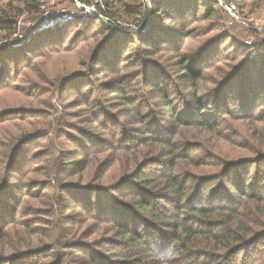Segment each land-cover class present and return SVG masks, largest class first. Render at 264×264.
<instances>
[{"label": "rangeland", "instance_id": "374dc122", "mask_svg": "<svg viewBox=\"0 0 264 264\" xmlns=\"http://www.w3.org/2000/svg\"><path fill=\"white\" fill-rule=\"evenodd\" d=\"M88 1L89 3L79 0H45L40 15L26 11L17 19L19 32L5 41L11 40L17 44L32 42L37 47L36 51L26 53V59L19 64L8 60L4 62L5 67L10 66V74L7 77L8 85L0 88V113L8 111L11 114L3 117V121L0 120V140L5 142L8 134L12 136L17 132L13 123H20L27 118L29 122L26 125L31 121L33 126H27L28 130L25 132H36L39 136L23 146L21 155L27 153V167L34 165L33 157L35 156H38L36 161L41 164L39 168L42 171L52 166L55 161L53 173L51 170L43 171L41 174L32 173L31 182L27 180L29 173L23 178V181L27 182L28 187L31 188V195L34 197L21 194V188L19 191H12L14 197L23 199L25 202L31 198L26 207V212L31 215L25 218L26 221H30L31 230L36 234L52 233L51 229L47 228V223H37V220L47 221L50 218L46 215L47 213H61L58 209L60 205L58 203L57 207L54 198L48 201L47 197L37 199L35 195L42 191L46 193L47 190L43 188L50 180L54 185H58L59 181L53 176L55 171V175L65 172L61 174V179L65 178L67 182L79 183L84 188H89L91 192L95 189L92 192L94 198L99 193L103 204L110 203L102 209L105 210L102 211L104 219L98 218L95 221L88 218L82 206H77L79 200L75 195L66 196L63 212H66L67 216L63 217L60 214L58 216L60 226H68V234H62V237H67H63L62 240L67 238V242L75 245L71 254L82 249L80 255L87 258L90 257L92 249L109 254L108 260L115 259L116 264H121V259L116 258L118 253L124 249H131L129 247L132 243L131 240L128 242L120 240L119 234L113 229L115 223L122 222L123 225L136 226L141 229L146 226L136 225L133 219L134 212L145 214L141 204L136 200L141 196L137 189L141 184L137 181L141 177H151L152 171L157 167L152 165L148 159L144 160L152 149L146 143L151 141L162 143V146L158 148L159 152L166 154L167 148L164 146L170 139V137L167 139L166 130H174L173 127L164 128L169 117L168 110L165 109L167 115L163 117L160 104L155 102L152 105L151 101H158V98L153 97L151 101L144 103V99H148L151 94L157 95V88L153 84L154 79H149L147 73L151 71V65L157 67L162 78L160 87L164 88L175 102L179 99H189L188 96L182 97L181 95L188 93L187 88L190 81L183 76L185 69L182 64H177L179 54L176 55L173 50L166 47L160 49L156 55L140 51L137 45L135 46L137 43L127 41L129 36H132V32L140 29L135 24L127 22L128 20L125 21L126 15L121 13L120 24L117 22L118 25H115L107 15L105 0ZM123 1L133 12L131 19H137L138 11L141 9L146 10L145 4L151 6V0ZM193 1L187 0L191 4ZM217 1L227 14L220 9L214 18L207 20L201 4L194 17H176L167 21L171 22L169 25L174 24L171 27H183L194 32L192 36L182 38V42L177 44L178 53L182 57H193L206 45L211 46L210 58L202 68L205 75L199 79L203 82L204 92H209L212 88L213 67L222 68L224 63L235 59L238 66L246 63L251 65L264 57H261L264 53V0H240L238 3ZM9 2H15V0H0V9L7 10ZM150 8L152 9V6ZM148 14L151 18L154 14L153 9L152 12L148 10ZM59 15H63L62 17L75 15V18L68 19V22L65 21L67 18H60L65 22L51 24V21ZM78 15L82 18L80 23L76 20ZM91 18H98L107 26L113 25L122 30L118 33V37L111 36L105 51L102 49L103 51L98 53L94 52L106 36L100 32V25ZM54 34L59 36L56 41L51 39V35ZM48 36L54 42L44 45L39 51V47L43 44L42 40ZM5 41L0 42V45L6 44ZM121 47H125L122 52L123 59L117 60V68L101 71L105 68L103 67L104 61L109 57L113 59L116 51L118 53ZM18 51L20 50L17 49ZM11 53H6L8 58ZM195 59L196 56L193 57V61ZM122 64L125 65L120 67L119 65ZM2 67L0 56V69ZM65 78H70L69 82L65 83ZM234 82L237 83V81ZM101 83H108V85L113 83L123 88L119 89L114 86L107 91L100 85ZM121 93L124 96H117V99L111 96ZM232 98L234 99L233 96L229 99L232 100ZM113 100L117 101L113 102ZM237 103L239 102L230 101L228 107H232L236 113L247 112L251 109V114L247 115L249 117L247 121L239 123L230 119L227 123L223 122V126L215 133H210L205 137L208 143L214 141L219 143L221 153L218 147L215 148L217 156H225L224 153L235 155L241 152L252 155L253 152H250L252 148H248L247 151L243 148H247L248 145L253 147L259 142L258 138L264 136V123H253L257 115L261 114L260 118H263L264 99L258 100L259 108L254 105L249 109H243ZM149 104L154 109L153 113L152 109H149ZM146 113L150 116L141 123L145 125V128L134 130L139 125L135 123L137 114L142 119ZM217 113L216 117L221 121H227L231 116L224 112ZM117 131L120 132L116 133ZM43 132H52V140H47V137L41 138L39 134ZM145 134L146 136L142 138L141 136ZM215 136L218 137L217 140ZM248 140L252 143L249 144ZM142 141L146 143H140ZM224 141L231 142L232 147L225 145ZM52 156L55 160L51 158ZM79 158L83 159L77 166L65 163L67 160ZM162 159L168 160V155H163ZM206 159L217 160L208 156ZM255 166L256 164L249 166L251 172ZM260 166H264V162H261ZM68 174H71V177L66 178L65 175ZM19 176L16 174L14 177L16 179ZM123 180L125 182L118 186V183ZM97 186L101 191L97 192ZM49 193L57 197V192ZM162 203L168 206L164 199ZM72 210L77 213H73ZM117 210L122 214H116ZM69 215H74L72 221H68ZM117 215L119 216L118 221L115 218L111 223L109 218ZM151 229L153 232L156 231ZM57 237L60 238L58 235ZM45 243L51 242L46 241ZM58 248L54 249L62 250ZM63 252L67 253V251ZM148 256L150 259L155 258L153 254Z\"/></svg>", "mask_w": 264, "mask_h": 264}, {"label": "trees", "instance_id": "16d2710c", "mask_svg": "<svg viewBox=\"0 0 264 264\" xmlns=\"http://www.w3.org/2000/svg\"><path fill=\"white\" fill-rule=\"evenodd\" d=\"M79 1L89 3L88 0ZM231 1L240 2V0H223L224 3ZM44 2L45 0H15V2H9L7 10L0 9V42L9 40L19 32L20 27L17 25V19L26 11L40 15ZM105 3L107 15L113 24H120L119 19L122 13L127 16L125 21L128 20L127 22L135 24L140 29L132 32V36H129L127 41L137 43L135 46L137 45L140 51L152 55H156L164 47L173 50L176 55L179 54L177 64H182L185 69L183 76L190 81L187 88L188 93L181 95L182 97L188 96L189 99H179L178 102H175L168 92L160 87L162 78L157 67L151 65L152 69L147 73L149 79H154L153 84L157 88V95L151 94L148 99H144V103H148L153 97L158 98V101H151L152 105L155 102L160 104L163 117L165 114L167 115L165 109L168 110L169 117L164 128L173 127L174 130H166L167 139L170 137L169 142L164 146L167 148L166 154L159 152L158 148L162 146V143L157 141L140 142L146 143L152 148L144 160L148 159L152 165L157 166L152 171L151 177H141L137 181L141 184L137 188L141 196L136 200L141 204L145 214L134 212L133 219L136 225L146 226L143 230L136 226L123 225L122 222L115 223L113 229L119 234L120 240L123 242L131 240L132 243L129 247L131 249L120 251L116 258L121 259V264H264V166H260L261 162H264V136L259 137V142L253 147L248 145L247 148H243L246 151L248 148H252L250 151L253 152L252 155L241 152L235 155L224 153L225 156H217L215 148L220 146L219 143L216 141L208 143L205 139L208 134L219 130L223 126V122L227 123L230 119L239 123L247 121L249 118L247 115L251 114L250 106L255 105L256 108H259L258 100L264 99V53L261 55L263 59L255 64L247 65L246 63L238 66L235 59L224 63L222 68L213 67L212 88L209 89V92H204L203 82L199 79L205 75L202 68L210 58L211 46L206 45L196 53L193 56H196L195 61H193V57H182L178 53L177 44L182 42V38L192 36L194 32L183 27H171L174 24L169 25L171 22L167 21L176 17H194L201 4L207 20L214 18L220 9L227 14L217 0H194L192 4L187 0H151L153 16L149 18V14L147 15L148 10L152 12L151 6L142 4L146 10L138 11L137 19H131L133 12L123 0H105ZM101 11L103 10L101 9ZM62 16L59 15L50 23L68 22V19L75 18V15L73 17L72 15L71 17ZM60 18L67 19L64 21ZM85 18L90 19L87 16ZM91 19L100 25V32L106 36L94 52L107 50L106 46H108L111 36L118 37V33L122 30L113 25L107 26L98 18ZM76 20L78 23L82 22L81 16H76ZM123 37L122 39H124ZM58 38L59 36L56 34L51 35V39H55L54 41ZM51 39L49 36L44 38L43 44L38 50L40 51L44 45L54 42ZM5 43L0 45V56L3 63V67L0 69V88L3 85H8L7 77L10 74V66L5 67L4 62L8 60L19 64L26 59V53L36 51L37 47L32 42V44L28 42L17 44L10 40ZM124 48L121 47V51L119 50L118 53L116 51L113 59L109 57L105 60L103 66L105 68L101 71L117 68V60L123 59ZM17 49L20 51L17 52ZM8 52H12L9 58L6 54ZM69 79L65 78V83L69 82ZM100 85L107 91H110L114 86L119 89L123 88L113 85V83L109 85L101 83ZM242 92L243 94H241ZM111 96L117 99V96L123 97L124 94ZM231 96L234 99L230 100ZM230 101H238V105L243 109L248 108L250 111L236 113L232 107H228ZM209 104L211 106H208ZM151 112L153 113L154 109ZM217 112H224L231 116L227 121H221L216 117ZM10 114L11 112L8 111L1 112L0 120L3 121V117ZM149 116L146 113L141 119L137 114L135 123H139V125L134 130L144 129L145 125L141 123ZM261 116V114L257 115L253 123H264V115L263 118H260ZM27 122L29 121L25 118L20 123H13L17 132L12 136L8 134L5 142L0 140V264H116L115 259L108 260L109 254L97 250L91 249L90 257L87 258L80 255L82 249L71 254L75 245L70 244L72 242H67V238L62 240L63 237H67H62V234H68V226H60L61 222L58 221V216L59 214L63 217L67 216L66 212H63L66 196L75 195L79 200L77 206H82L86 210L83 212L87 214L88 218L95 221L98 218L104 219L102 211L105 210L102 209L110 203L103 204L99 193L94 198L92 192L95 189L91 192L89 188L86 189L79 183L67 182L65 178L61 179V174H65V172L55 175V171L53 176H55V180L59 181L58 185H54L50 180L43 188L49 192H57L58 198L53 197V194L47 191L35 195L37 199L47 197L48 201L54 198L57 207L58 203L60 205L58 209L61 213L46 214L52 219L49 218L47 221L36 219L37 223H47V228L51 229L52 233L36 234L31 230L30 221L25 220L31 215L26 212L27 202L31 198L25 202L23 199L14 197L12 191H19L21 188V194L34 197L31 195V188L28 187L27 182L23 181V178L29 173L27 180L31 182L30 175L32 173L41 174L47 170H51L53 173L55 161L52 166L42 171L39 168L41 164L36 161L38 156H35L33 157L34 165L27 167V153L21 155L23 146L34 137H39L36 132H25L28 130L27 126H33L31 121L26 125ZM239 127L241 128V126ZM39 135L41 138L47 137V140H52V132H43ZM145 136L146 134L141 137ZM215 138L217 140L218 137L215 136ZM224 142L228 147H232L231 142ZM248 143L251 144L252 141L248 140ZM218 149L221 153V148L218 147ZM61 150L63 151V149ZM163 155H168V160L162 159ZM206 156L217 160L209 161ZM82 159L67 160L65 163L77 166ZM254 164L256 166L251 172L249 166ZM16 174L21 175L15 179ZM65 177H71V174L65 175ZM124 182V180L119 182L118 186ZM96 189L99 192L100 187L97 186ZM162 199L168 206L163 205ZM112 205L114 206L113 202ZM74 211L72 210L73 213H77ZM116 214L121 215L122 213L118 211ZM69 216L68 221H72L74 215ZM115 218L117 220L119 216H113V218H109V221L112 223ZM151 228L156 231L153 232ZM46 241L51 243H45ZM58 247L62 250L54 249ZM63 251H67V253ZM149 254H153L155 258L150 259Z\"/></svg>", "mask_w": 264, "mask_h": 264}]
</instances>
